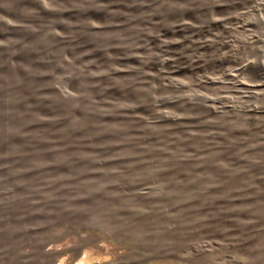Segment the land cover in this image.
<instances>
[{
    "label": "rangeland",
    "instance_id": "rangeland-1",
    "mask_svg": "<svg viewBox=\"0 0 264 264\" xmlns=\"http://www.w3.org/2000/svg\"><path fill=\"white\" fill-rule=\"evenodd\" d=\"M85 253L264 264V0H0V264Z\"/></svg>",
    "mask_w": 264,
    "mask_h": 264
},
{
    "label": "crops",
    "instance_id": "crops-1",
    "mask_svg": "<svg viewBox=\"0 0 264 264\" xmlns=\"http://www.w3.org/2000/svg\"><path fill=\"white\" fill-rule=\"evenodd\" d=\"M96 254V253H93ZM99 254V253H98ZM93 255L90 253H85L82 254L79 258L75 259V260H71L69 255H64L63 257H61V262L62 264H118V260L116 259V257L114 258H107L105 257V255H102V257L97 258L94 262H91V257ZM86 262H82L83 259H86Z\"/></svg>",
    "mask_w": 264,
    "mask_h": 264
}]
</instances>
